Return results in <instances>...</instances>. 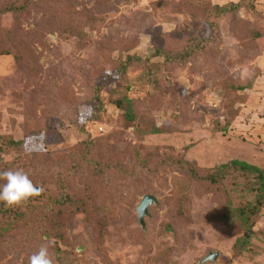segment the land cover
<instances>
[{"label":"rangeland","instance_id":"rangeland-1","mask_svg":"<svg viewBox=\"0 0 264 264\" xmlns=\"http://www.w3.org/2000/svg\"><path fill=\"white\" fill-rule=\"evenodd\" d=\"M10 1L0 0V5ZM238 1L248 2V7L221 17L217 39L203 54L181 65L154 57L158 48H180L177 28L209 37L211 29L199 9ZM73 4L96 17L94 27H85L83 40L47 33L33 41L36 75L29 72L26 59L0 53V137L25 139L17 149L0 146V166L23 158L36 163L37 171L46 176L56 174L67 166L79 143L97 136L102 138L96 151L122 163L121 171L106 177V202L112 213L106 231L101 236L92 219L74 215L64 227L66 245L60 242L64 253L52 252L55 264H264V207L250 242L241 241L245 232L240 219L234 217L227 227L207 218L219 210L211 190L227 193L232 203L242 205L247 198L243 196L251 195L247 187L255 180L252 174L230 170L215 188L198 193L187 168L161 167L165 157L173 156L184 157L197 168L241 160L264 171V0H73ZM189 6L194 14L188 13ZM42 18L43 10L35 6L23 26L36 29ZM233 18L243 19L245 30L253 28L263 35L254 40L260 47L238 39L240 30ZM12 21L11 14L2 17L6 27ZM133 56L143 57V62L132 61ZM120 87L119 96L136 105V115L146 118L150 132L138 133L136 121L127 120L123 110L109 103L108 97ZM98 93L106 106L92 122ZM75 114L77 122L71 120ZM36 123L42 131L28 136ZM155 126L160 133L152 132ZM135 155L160 162L158 169L137 165ZM83 175L76 177L79 185ZM146 195H153L156 202L149 206L143 227L137 206ZM180 211L187 219L175 236L166 225ZM32 236L23 231L14 238L7 236L16 241L0 249V264H29L40 245L48 244L46 236ZM214 253L215 259L204 261Z\"/></svg>","mask_w":264,"mask_h":264},{"label":"trees","instance_id":"trees-1","mask_svg":"<svg viewBox=\"0 0 264 264\" xmlns=\"http://www.w3.org/2000/svg\"><path fill=\"white\" fill-rule=\"evenodd\" d=\"M49 2L52 1L12 0L8 4L0 5V53L11 54L17 61L26 59L28 70L32 75L38 73L39 67L34 56L33 41L44 39L47 33H59L60 35L83 40L86 38L85 27L93 28L96 23V17L88 9L78 10L73 4V0ZM35 6L43 10V18L40 20L38 28L27 30L23 26L24 18L30 15L31 9ZM156 6H161V3L157 2ZM241 7H248V2H230L225 5H214L210 8L199 9L204 11V23L211 29L209 37L204 39L201 36L202 33H194V30L190 28H177L175 33L181 38L179 40L180 48L173 50L158 48L154 57H160L165 62L173 61L181 65L196 56H200V54H203L202 51L209 48V43L217 39L218 24L221 17L230 13L236 15ZM187 11L191 14L195 12L191 6L187 7ZM6 14H11L13 17L10 27H6L2 23V17ZM233 22L236 26H239L238 39H248L252 45L260 47L259 44L254 43V40L256 41L263 36L259 31L253 28L245 30L247 27L246 22L241 18H233ZM244 32H247V34ZM142 59L143 57L133 56L132 61L142 63ZM145 60L149 62L148 59ZM126 69L127 66L124 64L121 72L125 74L126 72L123 71H126ZM124 88H126V85H124ZM120 90L121 87L111 97H108L109 103L115 105L119 111L123 110V115L127 120L136 121V124L139 125L137 128L138 133L150 132L146 129V118L143 116L138 118L136 105L131 104L128 97H120ZM94 102V109L97 112L93 114L94 119L91 120L92 122H95L98 116L102 115L103 107L106 106L99 93L96 94ZM77 117L78 115L75 114L71 117V120L77 122ZM33 131L28 136L36 135V133L42 131V128L36 123ZM152 132L160 133L161 130L155 126ZM101 138L102 136L92 137L79 143L70 155L67 166L60 169L56 174L46 176L37 171L36 163L32 164L23 158H18L12 162H3L4 165L1 163L0 171L23 169L29 174L33 183L42 185L45 191L42 195L31 198L25 205L18 208H6L0 202V249L15 243V239H10L7 236L12 235L14 238L16 234L23 231L27 236L33 235L32 237L35 239L36 235H41L42 238L46 236L50 253L62 254L64 250L61 248V243L66 245L62 241L67 230L64 227L73 221L74 215L80 213L85 214L88 219H92L91 221L95 223V231L102 236V233L106 231L112 221V213L106 202L108 200V194L105 190L106 177L114 170L121 171L122 163L112 161L113 159L108 157L106 152L96 151ZM24 142L25 139L14 140L8 138V136L0 137V146L6 145L9 148L10 146L16 149L20 148L24 146ZM135 156L137 165L142 168L158 169L157 166L160 162L153 164L140 159L137 155ZM161 165V167L176 165L187 168L193 179L191 181L193 188L198 193H208L209 188H215L216 184L224 179L225 174L230 170L241 171L244 176L252 174L255 180L248 187L245 186L251 195L243 196L247 198L240 201V203H243L242 205L236 206L234 202L232 203L227 193L219 194L218 190H211L214 193V200L219 205V210L217 213L207 216L210 221L225 222L227 227L232 226L234 217L240 219L245 232L241 241L250 242L253 235L252 228L264 207V171L261 168L245 161L233 160L219 167L204 169L195 167L184 157L173 156L165 157L161 161ZM82 174L86 177L82 181V185H79L76 179ZM2 183L4 181H0V184ZM95 212L99 214L97 218L94 217ZM186 219L187 215L180 211L177 218L167 223V229L178 236V227L182 226ZM52 239L55 242L51 245ZM17 240L23 241L22 238H17Z\"/></svg>","mask_w":264,"mask_h":264},{"label":"clouds","instance_id":"clouds-1","mask_svg":"<svg viewBox=\"0 0 264 264\" xmlns=\"http://www.w3.org/2000/svg\"><path fill=\"white\" fill-rule=\"evenodd\" d=\"M0 202L6 208H18L25 205L31 198L42 195L45 188L36 185L29 174L23 169L0 171ZM29 264H55L48 244H41L39 249L29 257Z\"/></svg>","mask_w":264,"mask_h":264},{"label":"water","instance_id":"water-1","mask_svg":"<svg viewBox=\"0 0 264 264\" xmlns=\"http://www.w3.org/2000/svg\"><path fill=\"white\" fill-rule=\"evenodd\" d=\"M156 202V198L153 195H146L143 197L139 205L137 206V213L140 220V223L145 227V216L149 213V206ZM216 253L209 255L205 258L204 261L215 259Z\"/></svg>","mask_w":264,"mask_h":264}]
</instances>
